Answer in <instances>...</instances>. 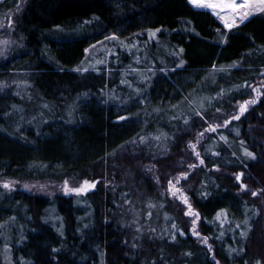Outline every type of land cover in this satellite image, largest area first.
<instances>
[{
  "label": "trees",
  "instance_id": "1",
  "mask_svg": "<svg viewBox=\"0 0 264 264\" xmlns=\"http://www.w3.org/2000/svg\"><path fill=\"white\" fill-rule=\"evenodd\" d=\"M21 1L0 2V25ZM11 40L0 181L96 186L71 197L0 187V264H264V12L227 29L189 0H30ZM255 89L247 114L207 132ZM162 135L172 141L156 159L140 144ZM184 159L203 164L179 169ZM149 162L164 188L187 171L178 186L201 239Z\"/></svg>",
  "mask_w": 264,
  "mask_h": 264
},
{
  "label": "rangeland",
  "instance_id": "2",
  "mask_svg": "<svg viewBox=\"0 0 264 264\" xmlns=\"http://www.w3.org/2000/svg\"><path fill=\"white\" fill-rule=\"evenodd\" d=\"M2 1L3 0H0V2H2ZM29 1L30 0H22L19 7H17L14 11L9 12L6 15V17L4 18V20L2 21V23L0 25L1 29L8 32L9 34L7 36L8 38L5 39V41H7L8 43L7 44L3 43L2 48L0 49L1 55H2V53L5 54L11 48L10 46L13 43V40H11V38H12V32H13V27H14V20L17 16L19 17L23 13V11L27 8ZM195 8L208 10L212 13V11L210 9H207V8H199V7H195ZM262 8H264V5H261L258 2V0H253L252 7L250 9L251 14L249 15L248 19L257 13L264 12L261 10ZM214 16L217 17L216 15H214ZM248 19H246V20H248ZM9 23H10V26H9ZM240 24L241 23H239V21H237V25H240ZM15 81L18 82L19 84H24V85L29 83L28 82L29 79L25 75L20 76V77H16ZM262 92H263V90H259L257 92V95H256L257 97L249 100V101H255V103H249L247 105V110L244 111L242 114L240 112V106L245 104V103L238 104L237 107L235 108L234 113L232 115L228 116V118H226L224 120H221L222 118H220L218 120H216V118L211 119V121L208 122V125H212V126L216 127L215 131H217L220 128L223 129L221 127L223 125H225V128H226L230 124V123H226L227 121L236 120V119H233V116H239V119H240L242 116L247 114L249 112L250 108H252L253 106H255L258 103L259 97L262 94ZM217 125H219V126L217 127ZM207 132H213V131H211L209 126L207 129ZM157 137H159V139H156V136H151V137L145 138V140L143 139V143L140 144V146H142V145L146 146L148 148V150H151L155 154L154 157H156V159H158V157L166 156L167 152L169 151V143H170V141H172L170 137L165 136V135L157 136ZM197 140H199V139H197ZM192 142L193 143H191V144H194L197 148L198 147L197 145L199 144L200 140L198 143L196 141H192ZM196 148H195V150H196ZM191 151L194 152L193 149H191ZM193 156L194 155L192 154L191 156H188V157H190L193 160V158H194ZM183 161H185V162L181 163V165L179 166V169L184 167L183 164L184 165L186 164L187 167H184V168L189 169V170H190V168H192L191 165H200V161L198 159L196 161L194 160V162L192 164H190V163L188 164V160L184 159ZM144 169H145V173L147 175H151L150 177H151L152 181H154V183L158 185V188L161 190L163 197L169 196L170 198L179 199L178 198L179 195L173 196L172 193L169 191V187H170L169 181H171L172 184L176 185V187L179 188L178 184H176V181H177V179H179V183H180L183 180V174H186L187 171L185 173L179 172L177 179L167 181V183H166L167 186L164 188L162 186V181H160V174L158 172V167L155 164H152L151 162H149L146 165V167H144ZM172 179H174V178H172ZM239 181L240 182L244 181V179L242 178V175H241V179ZM83 182H84V180H76V179H73L71 181L67 180L69 189L80 187L81 185H83ZM88 182L93 183L90 181H88ZM5 183L9 184L10 187L7 189L4 188L3 184H5ZM64 184H65V181H62V182H53V181L52 182H50V181H48V182H36V181H34V182H21V181H11V180L0 181V187L6 189L8 191L22 190V191L28 192L30 194H34V195H38V196H45V197H54V196L71 197L73 195H78L72 191H68L66 194L65 190H64ZM180 189L183 191V193H185L183 188H180ZM92 190L93 189H90L86 193H82V194H87V193L91 192ZM181 204L184 207L183 211L185 212L187 217L191 220L193 235L195 237H197L198 239H201L199 237L198 232H197L198 231V228H197V226H198V214L196 213V211L191 206H190L191 211L193 213H195L196 215L187 214L188 213V205H190L189 202H188V205H185L184 203H181ZM201 241H203V240H201Z\"/></svg>",
  "mask_w": 264,
  "mask_h": 264
},
{
  "label": "snow or ice",
  "instance_id": "3",
  "mask_svg": "<svg viewBox=\"0 0 264 264\" xmlns=\"http://www.w3.org/2000/svg\"><path fill=\"white\" fill-rule=\"evenodd\" d=\"M258 2L261 5H264V0H258ZM189 3L195 7L210 9L212 13L216 15L224 23L225 28L232 29L234 26H237V21H239V23H243L246 19H248L249 15L251 14L250 9L252 7L253 0H189ZM17 7H19V5H17ZM261 10L264 11V8H262ZM10 23H9V26H10ZM157 31H159V29ZM151 35L154 36L155 33H152ZM111 39H116V37L113 36L111 37ZM3 43L7 44L8 42L4 41ZM182 64L183 62L181 61V64L177 66L180 67L182 66ZM262 75H264V73H262ZM255 90L259 91V89H255ZM249 103H255V101H247L245 102V104L241 105L240 106L241 114L247 110V105ZM196 115L199 116L201 115V113L197 112ZM121 119H125V118L121 117ZM233 119H239V116H233ZM187 122L188 121L185 120V123ZM205 122L207 123V121ZM226 123H230V121H227ZM218 126L219 125H217V127ZM209 128L211 129V131L216 130V127L212 125H209ZM200 135L202 136L203 133H200ZM156 139H159V137H156ZM241 143H243V141ZM190 147L193 149L196 156L199 158L200 153L195 151L196 146L193 144V145H190ZM244 155L247 157H252L253 159L255 158L254 154L247 150H245ZM200 163L203 164V160H201ZM191 167H195V165H191ZM241 175H238L236 177L237 180L241 179ZM183 178L186 179L187 174H183ZM169 184H170L169 191L172 193V195L177 196V194L180 193V196L182 197V202L185 205H188L187 196L183 195L182 190L176 187V185L172 184L171 181H169ZM176 184H179V179H177ZM95 186H96L95 183H89L87 180H85L83 182V185H81L80 187L69 189L68 183L67 181H65L64 190L66 194L68 191L75 192L76 194H82V193H86L90 189H94ZM3 187L7 189L10 187V185L5 183L3 184ZM242 188H246V185L242 184ZM252 195L255 196L257 195V193L253 192ZM187 214L196 215L195 213L191 211L190 205H188ZM241 235L244 236L245 233L242 232ZM53 251H56V249H53ZM257 264H259V262H257Z\"/></svg>",
  "mask_w": 264,
  "mask_h": 264
}]
</instances>
